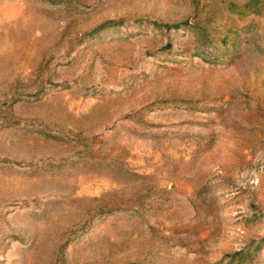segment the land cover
<instances>
[{
    "label": "rangeland",
    "instance_id": "rangeland-1",
    "mask_svg": "<svg viewBox=\"0 0 264 264\" xmlns=\"http://www.w3.org/2000/svg\"><path fill=\"white\" fill-rule=\"evenodd\" d=\"M0 264H264V0H0Z\"/></svg>",
    "mask_w": 264,
    "mask_h": 264
}]
</instances>
